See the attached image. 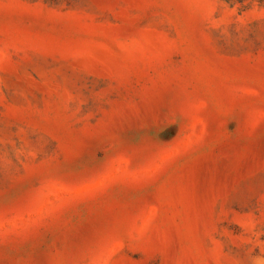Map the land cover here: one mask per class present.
I'll use <instances>...</instances> for the list:
<instances>
[{"label": "rangeland", "instance_id": "374dc122", "mask_svg": "<svg viewBox=\"0 0 264 264\" xmlns=\"http://www.w3.org/2000/svg\"><path fill=\"white\" fill-rule=\"evenodd\" d=\"M0 264H264V0H0Z\"/></svg>", "mask_w": 264, "mask_h": 264}]
</instances>
